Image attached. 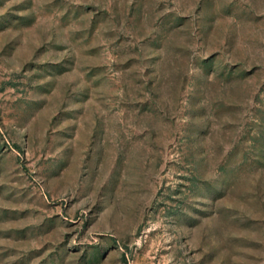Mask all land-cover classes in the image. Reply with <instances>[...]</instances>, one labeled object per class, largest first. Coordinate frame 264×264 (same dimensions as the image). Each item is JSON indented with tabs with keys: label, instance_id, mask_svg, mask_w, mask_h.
<instances>
[{
	"label": "rangeland",
	"instance_id": "1",
	"mask_svg": "<svg viewBox=\"0 0 264 264\" xmlns=\"http://www.w3.org/2000/svg\"><path fill=\"white\" fill-rule=\"evenodd\" d=\"M0 264H264V0H0Z\"/></svg>",
	"mask_w": 264,
	"mask_h": 264
}]
</instances>
